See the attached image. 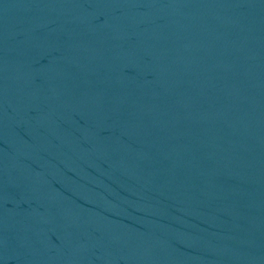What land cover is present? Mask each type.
Returning <instances> with one entry per match:
<instances>
[{
  "label": "water",
  "instance_id": "water-1",
  "mask_svg": "<svg viewBox=\"0 0 264 264\" xmlns=\"http://www.w3.org/2000/svg\"><path fill=\"white\" fill-rule=\"evenodd\" d=\"M0 264H264V0H0Z\"/></svg>",
  "mask_w": 264,
  "mask_h": 264
}]
</instances>
